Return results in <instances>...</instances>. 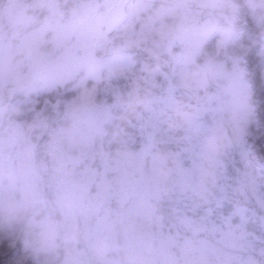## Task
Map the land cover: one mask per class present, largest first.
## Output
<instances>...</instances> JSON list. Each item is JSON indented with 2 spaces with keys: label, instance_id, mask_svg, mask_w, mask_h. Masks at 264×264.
<instances>
[{
  "label": "clouds",
  "instance_id": "1",
  "mask_svg": "<svg viewBox=\"0 0 264 264\" xmlns=\"http://www.w3.org/2000/svg\"><path fill=\"white\" fill-rule=\"evenodd\" d=\"M0 264H264V0H0Z\"/></svg>",
  "mask_w": 264,
  "mask_h": 264
}]
</instances>
